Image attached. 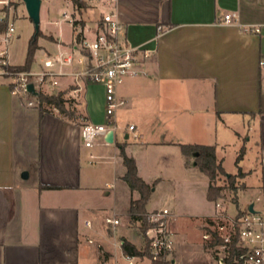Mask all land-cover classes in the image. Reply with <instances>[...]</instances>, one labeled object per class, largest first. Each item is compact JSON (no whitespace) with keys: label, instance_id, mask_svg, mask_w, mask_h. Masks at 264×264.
<instances>
[{"label":"crops","instance_id":"obj_1","mask_svg":"<svg viewBox=\"0 0 264 264\" xmlns=\"http://www.w3.org/2000/svg\"><path fill=\"white\" fill-rule=\"evenodd\" d=\"M105 2L98 3L105 4L101 7L108 12L94 22L83 17L68 20L74 32L72 40L50 36L60 43V51L71 48L80 38L94 39L101 31L102 17L112 13L122 25L120 39L140 50L142 74L127 78L118 89L125 104L118 110L113 143L105 138L88 148L82 138L84 123L105 122L102 85L88 84L80 94L82 102L78 104L84 119L80 122L56 108L41 112L27 106L21 96L11 92L9 81L0 80V264H129L123 242L138 248L143 244L131 240L124 232L128 229L121 225L130 202L139 198L122 180L126 172L122 150L134 158L138 175L146 183L157 181L151 201L166 179L178 170L187 173L196 167L188 164L189 157L179 144L215 145L223 166L218 150L229 143L216 138L220 125L227 132L234 130L239 141L233 144L240 151L245 149L239 163L243 176L238 177L235 199L225 213H220L219 202L208 200L206 192L215 207L200 217L210 223L212 218L232 220L238 211L249 210L251 204L256 210V202H264V77L260 68L264 0ZM75 9L80 15L85 11ZM226 14L237 18L225 23ZM251 26L260 27L261 32L248 31ZM145 51L148 58L143 56ZM7 59L14 65L9 53ZM71 82L68 79L63 86ZM63 86L56 91H63ZM130 124L142 132L141 141L128 133ZM249 152H255L251 159ZM247 158L252 165L246 167L242 164ZM96 164L100 167L92 170L90 165ZM258 168L261 175L257 185H252L248 178ZM230 173L238 174V167ZM255 189L263 197L256 196L244 205L242 196ZM150 201L149 213L164 208L149 205ZM230 204L236 207L234 215L228 212ZM177 216L171 211L173 264L183 255L184 242L172 227ZM108 217L117 218L119 225L107 224ZM146 261L151 264L140 258L135 264Z\"/></svg>","mask_w":264,"mask_h":264},{"label":"built area","instance_id":"obj_2","mask_svg":"<svg viewBox=\"0 0 264 264\" xmlns=\"http://www.w3.org/2000/svg\"><path fill=\"white\" fill-rule=\"evenodd\" d=\"M10 1L0 0V23L7 16L4 8L11 3ZM64 16L70 18L66 13ZM235 18H237L236 14L224 16L225 23ZM121 29V23L112 13L105 14L102 17L101 31L94 39L80 38L71 48L63 49L56 56H47L43 62H40L38 70L10 72L5 69V66L10 64L7 59V46L14 36L15 28L9 23L8 28L0 33V76L10 79L11 92L21 96L29 107L40 105L37 98L39 93L51 94L63 86L68 79H72V82L67 84L68 95L72 99L80 96L88 84L102 85L105 88V122L101 124L86 122L82 126L84 145L88 148L94 147L100 139H105L109 132L113 131L114 137L117 133L118 110L125 104V101L119 97V87L127 78L142 74L139 69L140 50L120 39ZM247 30L254 33L261 32V28L257 26L248 27ZM149 55L148 51L143 52L144 58H148ZM260 68L264 77V59L260 61ZM30 84L34 86L37 95L29 91ZM127 130L136 141H141L144 137L135 124L128 125ZM170 217L171 210L166 207L148 215L152 227L145 231V236L149 239L150 263L154 261L158 264H173L175 246L174 234L169 227ZM238 221L239 223L236 224L234 220L230 233L219 232V238L223 243L217 246L218 264H225L236 226L239 231L236 244L238 252L233 257V264H264V213L257 210L254 213L249 211ZM106 223L118 226L120 221L108 217ZM224 230L225 227L221 225L219 231ZM209 237V234L204 235L206 239ZM89 241L93 243V240ZM124 257L129 264H135L139 259L130 255Z\"/></svg>","mask_w":264,"mask_h":264},{"label":"rangeland","instance_id":"obj_3","mask_svg":"<svg viewBox=\"0 0 264 264\" xmlns=\"http://www.w3.org/2000/svg\"><path fill=\"white\" fill-rule=\"evenodd\" d=\"M80 1L84 2L86 6H88V8H84L85 11L82 15L74 12L75 7L74 9L72 8L73 2H71V0H42L40 11V31L43 35L38 38L40 49H38L35 53L31 70H38L40 62H43L47 56H56L60 51V43L54 41L55 39L50 35L59 38L60 41L68 42L72 40L74 35L70 22L83 17V19L91 23L98 20L102 13L108 12V10L101 7V5L105 4L98 3L102 0ZM105 1V3H109V0ZM10 2L13 3L10 8V23L13 24L15 33L7 46V50L10 62L14 65H22L26 59L29 40L35 33V25L28 15L25 4L21 0H11ZM64 10L68 12L70 19L66 20L64 18ZM0 80L10 82V79L4 76H0ZM62 88H64L63 91L61 90V92H63V97L71 100V102H74L71 106L68 104L66 105L68 110L70 113L73 112V117L75 119L80 122H84V119L82 118V108L81 105L78 104L79 102H82V98L78 96L75 101L69 97L67 86H63ZM53 94H58V92L56 91ZM45 106L46 105L44 104L43 107L48 110L46 112H54L52 108H47L48 106ZM34 107L39 109V106L37 105ZM240 131L243 135H245V131ZM216 138L219 141L225 140L229 143L226 145L225 149L218 150V154L223 159V166L229 174L227 172L226 175L220 174L218 179L215 181L217 186H221L223 188L219 196H217L216 202L220 203V213H225L226 206L232 202L236 196V191L231 190L228 187V175H235L230 172H235L237 170L236 160L240 154V150L238 146L233 143L238 142L239 139L234 130L227 132V129L221 125L217 128ZM206 139L208 141V138ZM254 153L255 152H249L248 158L251 159V155L253 154L254 156ZM248 158L243 162V166L247 167L252 165V161ZM194 161L193 157H189L188 164L191 165ZM99 167L100 165L97 164L94 166L90 165L92 170H96ZM259 168L257 169V173H254L248 178V182L252 185H257V176L260 177L261 175ZM33 179L34 177L30 178L29 181L33 182ZM234 183L235 185H240L238 177H236ZM208 185H210L209 178L202 173L198 167L193 169L191 168V170L187 173L178 170L175 176L166 179L165 182L159 186L156 193L151 198L149 205L154 204L161 207L166 206L173 211V213L178 215L176 220L173 222L172 227L178 231L179 238L183 240L184 243L182 260L177 264H218L217 253L219 251L217 249V245H213L214 243H212L216 239L215 234H219V232H221V234H228L231 232L232 224L236 218L234 216V219L232 220H229V218L222 220L212 218V223H210L208 219L200 217V215L215 207V204L209 202L206 198ZM136 192L137 191H135V193ZM256 196L263 197V194L255 189L253 192L249 191L248 194L242 196L243 198L241 201H243L244 205H246L250 202V200L255 201ZM255 207L257 211L264 213L263 201L256 202ZM228 212L229 214L234 215L236 207L230 204ZM121 225L128 229H124V232L131 240L144 244L138 224L130 221L129 214H127L125 218H121ZM221 225L225 227L224 231H219V227ZM206 234L210 235L208 239H204V235ZM145 264H149V262L146 261Z\"/></svg>","mask_w":264,"mask_h":264},{"label":"trees","instance_id":"obj_4","mask_svg":"<svg viewBox=\"0 0 264 264\" xmlns=\"http://www.w3.org/2000/svg\"><path fill=\"white\" fill-rule=\"evenodd\" d=\"M74 6L77 8L79 12H81L84 8H86V4L80 0H73ZM13 5V3H10L8 6L4 8V10L7 12V16L4 18V20L0 23V33L4 32L10 23V8ZM43 35V33L39 30L38 32L35 30L34 35L30 38L26 53V59L24 64L22 65H12L9 64L5 66V69L10 72H23V71H30L33 62H34V56L35 53L39 48L38 44V38ZM37 98L40 101L39 109L41 112H46V108L43 107L45 104L46 106L50 108H56L59 113L63 114L64 116L73 117V112L70 113V111L67 108V104L71 106L72 103L71 100L65 99L63 97V92H59L58 94H47V93H39ZM182 153L186 157H193L194 162L196 163V167L204 173L210 180V185L208 187L207 191V198L209 201H216L217 196L222 191L221 186H217L215 184V181L218 179L220 174L226 175V170L222 166V163L217 160L216 156V146L215 145H203V144H179ZM245 153V149H241L240 154L237 157L236 160V166L238 167V174L236 175H228L229 185L228 187L231 190H236L238 187L235 185L234 180L236 177H242L243 173L241 171V168L239 167V163L243 159ZM122 159L123 164L126 167V172L124 176L122 177V180L128 184L130 189L132 191H137L139 193V198L132 200L130 202V208L128 211L130 221L137 223L140 233L142 234V237L144 239V244L142 248H138L133 243L125 240L123 242L122 248L125 255H130L134 257H138L140 259H150L151 253H150V246H149V239L145 236V231L148 230L150 227H152V224L149 223L148 220V209L147 205L150 201V197L153 193V189L157 184V181H155L152 184L146 183L139 175H138V169L136 165V161L134 158L129 157L125 154V152L122 150ZM44 188L53 189L55 187L53 186H43ZM249 212V210L245 211H238V214L236 215L235 222L236 224L239 223V219L241 216ZM238 227L236 226V232L231 238V243L229 244V253L228 256L225 258V264H233V257L238 252V249L236 247V244L238 242L239 236H238ZM223 240L219 237H216L214 240L213 245H219L222 244ZM151 264H158L157 262H152Z\"/></svg>","mask_w":264,"mask_h":264},{"label":"water","instance_id":"obj_5","mask_svg":"<svg viewBox=\"0 0 264 264\" xmlns=\"http://www.w3.org/2000/svg\"><path fill=\"white\" fill-rule=\"evenodd\" d=\"M21 1L25 4L28 15L35 25V30L38 32L40 30V11H41L42 0H21ZM28 88L32 94L37 95V92L35 91L34 86L32 84H30ZM106 141L108 143L114 142L113 131L108 133V135L106 136ZM194 165L196 166L195 162ZM23 177L24 178L28 177L27 172H24ZM249 211L251 213L256 212V210L254 209V204H251L249 206Z\"/></svg>","mask_w":264,"mask_h":264}]
</instances>
